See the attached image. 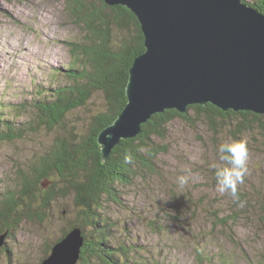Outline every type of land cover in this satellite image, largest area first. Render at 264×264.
Segmentation results:
<instances>
[{"label": "rangeland", "instance_id": "1", "mask_svg": "<svg viewBox=\"0 0 264 264\" xmlns=\"http://www.w3.org/2000/svg\"><path fill=\"white\" fill-rule=\"evenodd\" d=\"M82 27L70 16L66 0H0V121L28 130L0 143V198L20 188L19 169H31L57 137L86 134L93 118L106 111L105 97L97 92L71 112L65 131L29 125L36 116V90L67 82L63 73L72 59L67 43L85 40ZM117 32L115 43L124 37ZM189 116V123L174 120L166 139L154 140L153 145L167 148L155 173L137 167L133 182L119 186V202L102 209L112 245L130 251L139 264H264V131L253 125L250 132H235L239 117L218 121L212 129L193 111ZM224 141H244L249 149L248 173L238 185L244 207L217 191L211 165L222 163L218 147ZM180 175L189 176L182 188ZM52 207L45 221H27L13 239H5L0 264H41L47 258L50 245L77 217L72 196Z\"/></svg>", "mask_w": 264, "mask_h": 264}, {"label": "trees", "instance_id": "2", "mask_svg": "<svg viewBox=\"0 0 264 264\" xmlns=\"http://www.w3.org/2000/svg\"><path fill=\"white\" fill-rule=\"evenodd\" d=\"M243 1L264 14V0ZM66 2L70 16L83 25L85 40L67 43L72 58L63 73L67 82L36 90V116L29 125L33 130L41 127L65 131V122L71 112L86 106L97 92L104 95L107 108L93 118L86 134L70 131L67 136L57 137L31 169L27 172L19 169L20 188L0 198V234L8 232L7 239H13L24 223L45 221L56 201L72 196L77 210L75 222L70 223L69 230L50 245L45 257L70 231L80 228L85 243L77 264H128L130 259L132 264H139L129 257L132 256L130 251L112 245L111 225L101 211L105 204L119 202V186H127L131 179L133 182L137 167L155 173L158 159L167 148L153 145L154 140L166 139L169 125L176 119L189 123L191 111L206 119L212 129L218 121L239 117L240 123L234 125V131L238 133L252 131L253 125L264 131V115L250 111L225 112L212 104L189 106L185 113L168 110L154 115L144 124L139 137L121 141L110 158L103 162L98 135L127 105L129 71L135 59L146 51L144 36L138 18L125 7L109 6L103 0ZM131 29L134 33L129 38L125 34ZM117 31L124 37L115 43ZM27 131V128L16 127L12 121H0V143L21 138ZM141 148L145 150L140 151ZM126 154H131L132 163H125ZM45 180L50 183L46 188L42 184Z\"/></svg>", "mask_w": 264, "mask_h": 264}, {"label": "water", "instance_id": "3", "mask_svg": "<svg viewBox=\"0 0 264 264\" xmlns=\"http://www.w3.org/2000/svg\"><path fill=\"white\" fill-rule=\"evenodd\" d=\"M129 9L146 51L129 71L127 105L98 135L106 162L123 140L168 110L212 104L264 115V14L243 0H103ZM9 233L0 234V250ZM85 243L75 228L41 264H77Z\"/></svg>", "mask_w": 264, "mask_h": 264}, {"label": "clouds", "instance_id": "4", "mask_svg": "<svg viewBox=\"0 0 264 264\" xmlns=\"http://www.w3.org/2000/svg\"><path fill=\"white\" fill-rule=\"evenodd\" d=\"M144 150L143 148L140 149V151ZM218 151L220 153L219 161L222 163H214L211 165L215 169L214 175L217 191L229 194L237 206L244 207L246 201L241 199L238 192V185L244 183L245 176L248 173V146L244 141H224L219 145ZM132 160L133 157L131 154L125 155V163H132ZM177 182L182 188L188 184L189 176L180 175L177 177Z\"/></svg>", "mask_w": 264, "mask_h": 264}, {"label": "bare ground", "instance_id": "5", "mask_svg": "<svg viewBox=\"0 0 264 264\" xmlns=\"http://www.w3.org/2000/svg\"><path fill=\"white\" fill-rule=\"evenodd\" d=\"M5 56V55H4ZM4 58V57H3Z\"/></svg>", "mask_w": 264, "mask_h": 264}]
</instances>
